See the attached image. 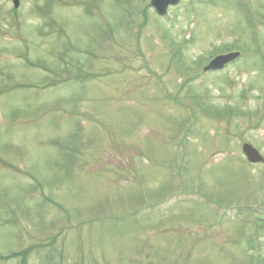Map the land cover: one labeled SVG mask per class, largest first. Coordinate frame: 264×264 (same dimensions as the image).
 I'll list each match as a JSON object with an SVG mask.
<instances>
[{
    "label": "rangeland",
    "instance_id": "obj_1",
    "mask_svg": "<svg viewBox=\"0 0 264 264\" xmlns=\"http://www.w3.org/2000/svg\"><path fill=\"white\" fill-rule=\"evenodd\" d=\"M148 1L0 0V264H264V0Z\"/></svg>",
    "mask_w": 264,
    "mask_h": 264
},
{
    "label": "water",
    "instance_id": "obj_2",
    "mask_svg": "<svg viewBox=\"0 0 264 264\" xmlns=\"http://www.w3.org/2000/svg\"><path fill=\"white\" fill-rule=\"evenodd\" d=\"M13 1H14V5L17 6L18 1L17 0H13ZM176 2L177 0H151L152 5L156 8L158 13H161V14L163 13L165 7L168 4H174ZM236 55H237L236 53H229L226 55L216 56L213 60L210 61V63L204 69L206 70V69L219 68L223 66L224 63H226L227 61L235 57ZM243 151L246 154L249 161H261L262 160V157L259 155V153L254 148H252L251 145L249 144L243 145Z\"/></svg>",
    "mask_w": 264,
    "mask_h": 264
},
{
    "label": "flooded vegetation",
    "instance_id": "obj_3",
    "mask_svg": "<svg viewBox=\"0 0 264 264\" xmlns=\"http://www.w3.org/2000/svg\"><path fill=\"white\" fill-rule=\"evenodd\" d=\"M181 1V0H180ZM179 1V2H180ZM147 3V2H146ZM145 7L141 10V11H139L138 13H142V14H146V12H147V10L146 9H150V10H153L154 11V9L151 7V5H150V1H148V3L147 4H145L144 5ZM170 7H173V6H168L167 7V10H166V13L168 12V10H169V8ZM155 13V12H154ZM165 13V14H166ZM156 14V13H155Z\"/></svg>",
    "mask_w": 264,
    "mask_h": 264
}]
</instances>
